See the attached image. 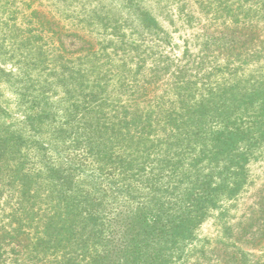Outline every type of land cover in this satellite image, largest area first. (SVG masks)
Segmentation results:
<instances>
[{"label":"rangeland","instance_id":"obj_1","mask_svg":"<svg viewBox=\"0 0 264 264\" xmlns=\"http://www.w3.org/2000/svg\"><path fill=\"white\" fill-rule=\"evenodd\" d=\"M262 119L264 0H0V264H92L115 220L218 186L237 130L242 185L162 256L264 264Z\"/></svg>","mask_w":264,"mask_h":264},{"label":"trees","instance_id":"obj_2","mask_svg":"<svg viewBox=\"0 0 264 264\" xmlns=\"http://www.w3.org/2000/svg\"><path fill=\"white\" fill-rule=\"evenodd\" d=\"M264 123V119L260 120V124ZM256 122L252 125L255 126ZM92 126V131L98 132V123ZM255 131L252 132L254 135ZM249 131H236L235 133H227L224 141L220 140L217 135L210 149L213 158H221L223 167L218 174L220 184L212 188L210 184L211 176L204 177V181L195 188L196 181H188L187 190L182 192L180 200L176 203L179 206L177 213L171 212L172 205L155 200L153 203L154 213L149 216H138L133 219H125L123 225V238L119 231L115 228L120 222L113 220L109 229L110 236L108 242L104 243V250L96 254L92 264H143V253L147 246L150 247V262L147 264H168L170 262V254L163 258L162 252L168 244L174 245L176 241L183 239L189 231L193 230L194 220L198 217L199 211L203 205L208 203V199H212V195L217 194V198L221 197L225 190L227 182L233 177L234 189L240 188L243 183L244 163L246 161V153L251 150ZM240 142L247 143L248 148L245 153L237 150L236 145ZM212 158V159H213ZM234 166L233 168H230ZM232 169L233 176L230 177L229 171ZM50 175L54 181H60V175L57 171H50ZM62 182V181H61ZM64 183V181L62 182ZM231 193H234L231 192ZM231 196H228L230 198ZM212 203V202H211ZM164 207H167L164 209ZM202 211V210H201ZM187 213V214H186ZM177 215L172 218V216ZM70 217H66L69 220ZM150 219V220H149ZM109 227V225H108ZM264 228V225H262ZM65 230L60 228V230ZM66 229H70L69 227ZM59 230V233H61ZM264 232V229L262 230ZM109 233V232H108ZM186 237V236H185ZM183 242V241H182ZM142 262V263H141ZM146 264V263H144Z\"/></svg>","mask_w":264,"mask_h":264}]
</instances>
